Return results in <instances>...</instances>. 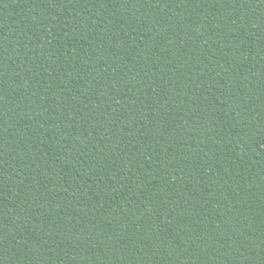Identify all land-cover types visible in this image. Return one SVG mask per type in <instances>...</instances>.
I'll list each match as a JSON object with an SVG mask.
<instances>
[{"label":"trees","instance_id":"trees-1","mask_svg":"<svg viewBox=\"0 0 264 264\" xmlns=\"http://www.w3.org/2000/svg\"><path fill=\"white\" fill-rule=\"evenodd\" d=\"M0 232V264H264V0H0Z\"/></svg>","mask_w":264,"mask_h":264},{"label":"snow or ice","instance_id":"snow-or-ice-1","mask_svg":"<svg viewBox=\"0 0 264 264\" xmlns=\"http://www.w3.org/2000/svg\"><path fill=\"white\" fill-rule=\"evenodd\" d=\"M156 2H159V0H156ZM0 236H2V232H0ZM3 244V242H2V240H0V245H2ZM3 254V249L2 248H0V255H2ZM168 259H171V257H169Z\"/></svg>","mask_w":264,"mask_h":264}]
</instances>
